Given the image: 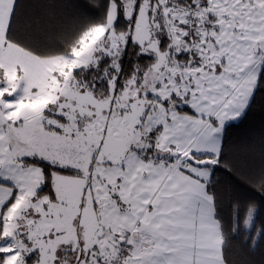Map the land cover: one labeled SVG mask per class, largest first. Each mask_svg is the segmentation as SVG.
<instances>
[{
    "label": "snow or ice",
    "instance_id": "6c2138e0",
    "mask_svg": "<svg viewBox=\"0 0 264 264\" xmlns=\"http://www.w3.org/2000/svg\"><path fill=\"white\" fill-rule=\"evenodd\" d=\"M0 264H264V0H0Z\"/></svg>",
    "mask_w": 264,
    "mask_h": 264
}]
</instances>
